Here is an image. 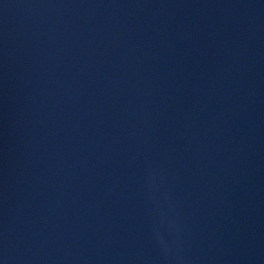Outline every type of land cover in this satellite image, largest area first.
Listing matches in <instances>:
<instances>
[{
  "label": "water",
  "instance_id": "obj_1",
  "mask_svg": "<svg viewBox=\"0 0 264 264\" xmlns=\"http://www.w3.org/2000/svg\"><path fill=\"white\" fill-rule=\"evenodd\" d=\"M0 264H264V0H0Z\"/></svg>",
  "mask_w": 264,
  "mask_h": 264
}]
</instances>
